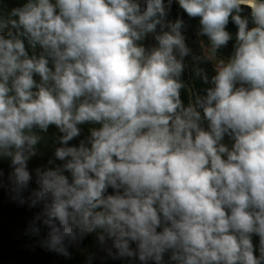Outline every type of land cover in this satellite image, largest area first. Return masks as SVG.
<instances>
[{
	"label": "clouds",
	"instance_id": "9594fccd",
	"mask_svg": "<svg viewBox=\"0 0 264 264\" xmlns=\"http://www.w3.org/2000/svg\"><path fill=\"white\" fill-rule=\"evenodd\" d=\"M176 2L200 18L198 56L184 21L165 23L171 0H19L0 19L10 29L0 33V158L11 168L0 187L39 208L29 231L47 228L42 247L67 258L95 233L101 264H166V253L167 264H264V0ZM25 38L41 51L29 55ZM185 57L203 94L182 79ZM85 123L98 127L70 146ZM50 126L62 134L54 159L30 171Z\"/></svg>",
	"mask_w": 264,
	"mask_h": 264
},
{
	"label": "trees",
	"instance_id": "16d2710c",
	"mask_svg": "<svg viewBox=\"0 0 264 264\" xmlns=\"http://www.w3.org/2000/svg\"><path fill=\"white\" fill-rule=\"evenodd\" d=\"M19 0H0V19H6L8 13L12 8L18 6ZM244 9L241 13L242 16L248 15L250 9L242 6ZM182 19L184 21L183 34L186 37V44L192 49L193 55L201 54V42L204 46L208 45V38L203 35H199L200 24L199 17L191 18L189 17L183 9H181L176 1H172L170 5V11L165 18V23L175 22L177 19ZM252 25L249 24V27ZM10 29L8 27L0 28V33L7 34ZM226 30L232 35V40H230L224 47L218 50L217 55L221 58L227 59L231 56L234 51L235 34L237 31L236 25L229 18V23L226 26ZM160 31V26L157 25V32ZM26 50L29 55L38 54L41 49L39 46H32L27 38L24 40ZM145 46L149 44H154V40L151 35H149L144 41ZM185 62L187 63V68L182 75V79L185 81L186 85L189 86L191 92H198L203 94L202 90L208 85L202 83V81L193 76V62L191 57H185ZM205 69L209 77L214 75V69L211 62H204L198 65ZM37 80L38 77H35ZM181 99L186 105L190 99V92L184 89L181 90ZM81 128L80 136L69 141V145H78L81 139H84L89 135V130L93 127H98V125H93L90 123H85L79 126ZM38 131V130H37ZM45 140L37 146L38 154L32 157L28 162V168L30 171L37 167L48 166L47 162L49 159H54V149L58 147L59 144L56 143V138L62 135L55 126H50L47 132L41 133ZM225 143H230L228 137H225ZM56 164L62 163L61 161H55ZM0 170H2L7 176L11 171L10 160L5 158H0ZM68 175V173H65ZM35 183H30V188H35ZM112 193V189H108V194ZM27 195V193H25ZM39 208H29L27 204L20 205L17 202L10 199L4 187H0V264H87V258L89 253L95 252L97 258L94 264H101L100 257L104 254L99 252L96 246V236L95 233L86 235L82 242L78 246H73L69 248L71 253L70 257H64L54 251H50L45 247L41 246L40 241L46 236L47 228L41 226L39 235L33 234L29 231V223L32 220ZM252 242L254 248L258 249L259 237L256 235L252 236ZM133 248L134 244L131 245ZM258 255V251L256 252ZM169 258V253H166L164 260L167 264ZM131 264H140L138 259L130 258ZM105 264H129V258L125 260H107ZM151 264V262H149Z\"/></svg>",
	"mask_w": 264,
	"mask_h": 264
},
{
	"label": "water",
	"instance_id": "95a60500",
	"mask_svg": "<svg viewBox=\"0 0 264 264\" xmlns=\"http://www.w3.org/2000/svg\"><path fill=\"white\" fill-rule=\"evenodd\" d=\"M172 1H176V0H171V2H172ZM168 2H169V0H164V3H165V4H168Z\"/></svg>",
	"mask_w": 264,
	"mask_h": 264
}]
</instances>
